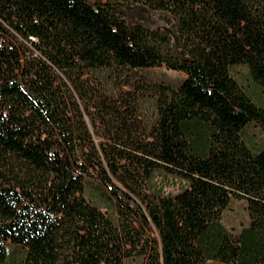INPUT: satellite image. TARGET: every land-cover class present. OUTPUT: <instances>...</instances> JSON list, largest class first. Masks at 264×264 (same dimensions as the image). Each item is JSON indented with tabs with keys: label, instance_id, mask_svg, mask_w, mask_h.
Returning <instances> with one entry per match:
<instances>
[{
	"label": "trees",
	"instance_id": "obj_1",
	"mask_svg": "<svg viewBox=\"0 0 264 264\" xmlns=\"http://www.w3.org/2000/svg\"><path fill=\"white\" fill-rule=\"evenodd\" d=\"M239 64L264 90V0H0V264L12 247L22 264H264V144L244 135L264 106ZM162 65L186 78L144 74Z\"/></svg>",
	"mask_w": 264,
	"mask_h": 264
},
{
	"label": "rangeland",
	"instance_id": "obj_2",
	"mask_svg": "<svg viewBox=\"0 0 264 264\" xmlns=\"http://www.w3.org/2000/svg\"><path fill=\"white\" fill-rule=\"evenodd\" d=\"M135 18L142 19L148 25H160L169 32H172L173 25H166L164 22L157 21L153 19L144 18L141 12L135 14ZM173 51L176 56L181 60H186L183 54V50L179 47L175 35L173 36ZM144 74L153 82L169 85L172 87L179 86L186 78L185 74L178 71H173L168 69L165 65L160 67L151 68L144 71ZM232 76L236 81L243 87L250 99L258 106H264V90L249 76V71L246 65L239 64L235 65L231 69ZM245 139L251 146H258L264 144V134L261 128L255 124H250L245 129ZM155 185L163 187L166 193L176 194L185 186L180 180L165 177L162 175H157L155 179ZM249 223L248 213H247V203L244 200L234 199L230 203L229 207L223 213V224L226 228L234 233L240 232V230L247 226ZM25 252L20 247H12L10 252V263L9 264H22L24 260ZM127 264H146L144 258H136L130 260ZM206 264H221L219 262H207Z\"/></svg>",
	"mask_w": 264,
	"mask_h": 264
}]
</instances>
